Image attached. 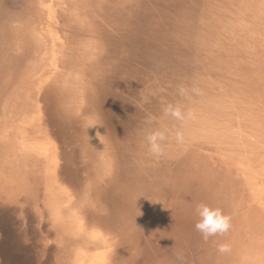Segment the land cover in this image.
I'll return each mask as SVG.
<instances>
[{"label":"bare ground","instance_id":"bare-ground-1","mask_svg":"<svg viewBox=\"0 0 264 264\" xmlns=\"http://www.w3.org/2000/svg\"><path fill=\"white\" fill-rule=\"evenodd\" d=\"M160 1L83 0L86 6L78 11L75 19L71 6L63 9L57 5L62 14L71 13L64 27L70 22L80 30V21L86 30L94 29L100 37L106 38L104 43L112 51L110 59H116L117 55L120 60L112 61L109 66L105 55L97 57L90 46L92 51L84 50L83 57L74 54L73 59L65 60L63 79L59 81L63 86L59 89L61 94L54 95L52 89L45 95L47 122L54 130L51 134L61 140L64 148L68 145L67 138L72 141L75 137L67 136L72 135L68 130L74 119L67 113L72 111L70 105L63 103L66 96L72 103L73 96L85 100L92 96L100 114L104 115L95 123H99V128L103 127V146L98 152L91 151L92 144L88 141L83 146L84 154L87 151L98 158L90 173L93 186L87 194L77 192L80 198L75 202L84 211V228L80 230L86 236L80 237L82 241L77 247L81 251H70L68 259V256H61L60 252L64 253V248L70 245L67 243L60 247L57 238L63 237L60 228L65 224L73 228L68 220L65 223L57 218L63 225L54 224L51 230L43 233L48 243L53 238V244H57L56 264H191L192 261V264H264V19L247 13L252 23L245 40L249 46L243 51L246 54L257 51L259 56L257 72L245 69L242 80L247 92L245 95L249 98L243 96L238 87L230 88L229 96L227 90L216 92L215 89L221 85L225 88L223 83L227 81L222 79L227 73L231 74L225 72L219 61L220 53L215 55V64L218 62L221 70L215 67L211 74L202 72L200 80L193 79L189 72L185 74V81L181 80L185 68H177L183 66L185 60H179L175 54L182 48L187 49L182 37L190 33L185 26L188 12L183 7L184 0ZM256 3L263 5L264 16V0ZM153 5H157L156 8ZM68 40H71L69 36ZM78 43L83 45L85 42ZM119 48L122 49L121 55L116 52ZM106 53L109 55L108 51ZM235 60L241 68L237 61L239 57ZM130 61L137 66H130ZM248 65L251 62L246 67ZM96 66L101 68V72L95 71ZM68 67L73 69L67 72ZM71 71L81 74L80 83L73 80ZM123 71L128 76H123ZM96 73L105 75L107 83L100 96L92 87L91 91L86 87L94 83H91L92 77L98 79ZM180 80L186 83L183 96L176 88ZM75 84L76 88L72 89ZM114 84L121 90L116 91ZM259 88H262L263 95L259 94ZM226 100H234V109L223 108ZM169 103L181 104L185 111L193 113V117L180 122L165 116L163 108ZM256 103L261 107L258 114H254ZM192 105V109L185 108ZM237 112L241 113L237 115ZM242 113L243 119L240 118ZM23 114L28 113L23 110ZM34 121L37 119L29 122L16 115L12 121L6 122L5 132L0 133V140L5 145L0 155V168L5 169L7 176L3 178L1 175V179H6L11 168L15 170L17 165L29 173L32 170L35 175L40 171V164L44 163L36 154V147L52 150L53 138L31 134L37 127ZM157 129L167 136L164 154L159 158L148 151L146 142L147 134ZM177 131L183 133L182 143L176 141ZM63 151L58 156L56 154L54 164L63 178H73L71 183L78 190L81 187L76 165L78 156L68 162ZM2 188L4 190L0 193L9 196L7 188ZM45 190L50 191L45 185L35 193L40 195L39 199L41 195L47 198V193L43 195ZM57 196L59 194L56 193ZM200 203L219 206L232 217L228 233L203 239L194 227L198 219L195 209ZM75 204L61 210L70 208L73 211ZM56 213L55 217L59 215ZM97 228L103 230L101 239H89L90 231H86H96ZM13 240L16 241L15 235ZM225 242L230 244L231 250L222 254L218 245ZM100 248H107V253H90ZM25 250V253L33 251ZM190 258L193 260L189 261Z\"/></svg>","mask_w":264,"mask_h":264},{"label":"rangeland","instance_id":"rangeland-1","mask_svg":"<svg viewBox=\"0 0 264 264\" xmlns=\"http://www.w3.org/2000/svg\"><path fill=\"white\" fill-rule=\"evenodd\" d=\"M82 1L0 0V133L5 132L6 122L12 121L16 115H20V119L23 116V119L29 122L37 119L36 122H33L34 125H37L36 131L31 132L33 136H42V138L47 136L49 139H54L53 146L50 147L52 150H45L46 147H36V154L44 161L38 168L40 169V173L36 172L34 175L31 173L32 170L29 173L27 169L26 171L22 170L17 165L18 167L14 168L15 170L12 168L10 171L8 170L9 175L6 179H1L2 176L5 178L7 173L5 169L0 168V183L3 185L2 187L7 188L6 194H9V196H6L0 193L3 194L0 196V198H3L0 201V264H56L54 254L58 250L57 244L60 247L66 246L67 243L70 245V247L67 245V248H64V253L60 252L62 254L61 256H63L62 258H65L69 255L70 251L72 252L73 250L75 252V249L77 250V247L82 241L80 237L86 236L80 230L84 228L82 225L84 211L75 202L80 198L77 192H82V195L87 194L90 190L89 188L93 186L91 185L92 178L90 173L94 170L92 164L96 163L98 156L87 151L84 154L83 146L84 142L88 141L92 144L91 147L93 149L91 151L95 150L97 152L103 146L101 142L104 140L101 134L103 127L99 128V123H95L101 121L104 115L100 114V108L92 96L89 98L86 97L87 100L83 97L76 99L73 96L74 103L66 96L63 103L70 105L72 111H67V113L74 119L73 126L68 130L72 135L67 136L75 137L72 141H69V138H67L68 145L64 148L61 140L51 134L54 133V130L50 126L51 124L49 125L47 122L48 113L44 109L46 107L44 104L46 93L54 89V95L57 93L61 94L59 89L63 86L59 85L61 83L59 81L63 79V72L65 70L64 63L67 59H73L72 55L75 54L77 57H83L85 54L83 51H92L90 47L92 46L94 48L93 54H97V57L105 55L104 57L106 58V62L109 63V66L112 61L118 62L120 60L117 55L116 59H110L112 51L104 43L106 38L100 37L94 29L86 30L80 21H78L80 30L78 26L74 28V25L70 22H67L68 26L64 27L66 19L70 17L71 13L69 11L62 14L57 9V5L63 9L71 6V11L76 14L75 19L78 11L80 12L81 8L86 6ZM156 1L159 2L160 0ZM257 1L184 0L182 2V4L185 3L183 7L188 12L185 26L190 29V33L182 37L184 42H186L185 47L187 49L182 48L180 53L175 54V57L179 60H185V64L177 68L180 70L185 68L181 80L185 81V74L189 72L193 75V79L195 78L197 80L201 79L202 74L200 73L202 72L205 74L213 73L210 72L211 69L219 67L218 62L215 64V61H217L215 55L220 53L221 60L219 61L224 66L225 72L229 71L231 74L227 73L222 79L223 81H227L223 83L226 87L223 88L222 85L217 88L215 87L216 92L227 90L228 95L231 96V90L229 89L238 87L242 89L237 88L243 96H246L245 84L242 81L245 76V69L248 71L250 69L252 73L257 72L256 68L258 69L257 62L259 60L257 51H252L250 54H246L247 52L245 53L243 51L245 47L249 46L248 43L246 44L247 41H245L250 34L248 27L252 23L251 17L257 16V18L262 17L264 19L262 11L263 5L256 3ZM156 6L153 5V8H156ZM247 13L251 17H248ZM231 31V35H228ZM68 36L71 40H68ZM106 36L109 35L107 34ZM82 40L85 42L83 45L82 43H78ZM70 41L72 42L71 46H69ZM102 45L104 47L103 53L101 49ZM184 49L186 50L185 53ZM106 51H108L109 55H107ZM116 52L121 55L122 49L119 48ZM235 57H239L237 61L241 68H239L236 60L234 62ZM243 61H245V65ZM249 62H251V65L246 67ZM107 63L105 67H107ZM129 64L130 66H137L133 61H130ZM139 65L141 66V64ZM97 66L94 67L95 71L101 72V68ZM68 68L69 71L67 72L73 69V67ZM218 70H221L220 67ZM160 73L162 74V72ZM214 74L217 75L215 70ZM70 75L73 80L75 79L79 83L82 81L81 74L78 71H71ZM96 75L98 79L92 77L90 80L91 83L92 81L94 83L90 84V86L86 85V87L90 91L92 87L96 90V94L100 96L102 87L106 86L107 83L105 81V75H102V73H96ZM124 75L128 76L123 71ZM181 80L176 86L178 89L180 86L185 87L184 84L186 83ZM237 81H240L241 84ZM75 88L76 84L73 85L72 89ZM259 89H261L260 91L258 90L259 94L263 95L262 88ZM119 90L121 88L117 87L116 91ZM246 97L249 98L248 96ZM228 98L230 99V97ZM239 99L242 100L241 98ZM75 103L76 105H74ZM233 103L234 100L233 102L226 100L223 108L228 110L234 109ZM255 105L256 110L254 114H258L260 113L261 107L258 103ZM185 108L192 109L193 105ZM23 110L28 114H23ZM239 113L241 112H237V115ZM243 115L242 113L240 118ZM246 121H248V118ZM29 122L27 126H29ZM38 125L41 128L38 129ZM226 133L230 135V132ZM15 136L17 134L14 131ZM49 139H47V142ZM4 146V142L0 140V155H2ZM37 149L40 150L37 151ZM62 151L66 152L65 160H69L68 162H71L75 159V156H78V160L75 159L76 165L79 168L78 179L80 182L79 186H81L78 190L71 183L73 178L71 176L72 179L69 178V180L68 178H63L60 171L58 173V169L54 164L56 154L58 156ZM25 157H28V154ZM30 157L33 158V155H30ZM46 159L49 160L47 161ZM45 185L49 187L50 191L45 190L43 195L47 193L48 196L47 198H42L43 196L41 195V199H39L40 195L38 196L35 193L40 191L42 186ZM10 186L11 188H9ZM2 187H0V191L4 190ZM15 188L19 189L15 190ZM62 190L65 192H62ZM56 193L59 196L55 197ZM30 199L33 201L32 203ZM72 203L76 206L73 211L70 208L67 211L65 209L63 211L61 210L62 208H67ZM56 212L59 213L57 217H55L57 215ZM23 217H26V220H23ZM57 218L62 219L65 223L68 220L73 228L66 227V224L64 227H61L60 232L65 237V240L63 237L58 236V241L55 246L53 244L54 239L51 237L52 240L49 244L46 240L47 238H44L43 233L51 230L54 224H61V221H58L59 219ZM88 231H90L87 235L89 239H101L100 234L103 233V230L100 228H97L96 231L95 229H88L86 233ZM14 235L16 236V241L13 240ZM18 235L19 239L17 238ZM73 245H75V248H73ZM26 248L33 251L25 253ZM106 250L107 248H100V250L93 249V252L90 251V253L95 255L99 251L107 253ZM43 252L45 254L44 257ZM190 256L195 258L191 254ZM68 258L69 256L66 259ZM192 258L189 261H192ZM92 259L95 260L96 257Z\"/></svg>","mask_w":264,"mask_h":264},{"label":"clouds","instance_id":"clouds-1","mask_svg":"<svg viewBox=\"0 0 264 264\" xmlns=\"http://www.w3.org/2000/svg\"><path fill=\"white\" fill-rule=\"evenodd\" d=\"M178 93L183 96L186 94V89L180 87L178 89ZM163 112L165 116H170L174 120L180 122L193 117V113L191 111H185L183 106L179 103L167 104L166 106H164ZM166 139L167 136L164 131L157 129L149 132L146 136L148 151L154 157L159 158L164 154L163 145ZM183 139V133L177 131L176 141L178 143H182ZM195 211L198 219L196 220L194 227L205 240H208L209 238L215 237L217 235H224L228 233L232 227V217L219 206L200 203L196 206ZM230 250V244L227 242L220 243L218 245V251L222 254L228 253L230 252Z\"/></svg>","mask_w":264,"mask_h":264}]
</instances>
